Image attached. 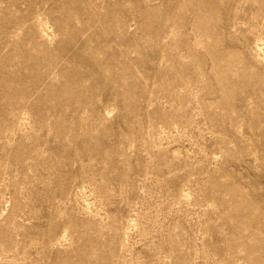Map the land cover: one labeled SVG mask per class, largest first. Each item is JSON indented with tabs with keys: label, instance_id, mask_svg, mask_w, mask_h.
<instances>
[{
	"label": "rangeland",
	"instance_id": "rangeland-1",
	"mask_svg": "<svg viewBox=\"0 0 264 264\" xmlns=\"http://www.w3.org/2000/svg\"><path fill=\"white\" fill-rule=\"evenodd\" d=\"M0 264H264V0H0Z\"/></svg>",
	"mask_w": 264,
	"mask_h": 264
}]
</instances>
